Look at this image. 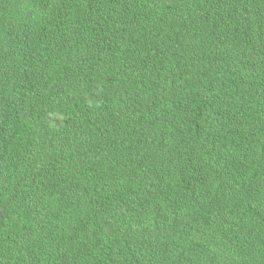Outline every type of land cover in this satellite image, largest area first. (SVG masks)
I'll use <instances>...</instances> for the list:
<instances>
[{"label": "trees", "instance_id": "16d2710c", "mask_svg": "<svg viewBox=\"0 0 264 264\" xmlns=\"http://www.w3.org/2000/svg\"><path fill=\"white\" fill-rule=\"evenodd\" d=\"M0 264H264V0H0Z\"/></svg>", "mask_w": 264, "mask_h": 264}]
</instances>
